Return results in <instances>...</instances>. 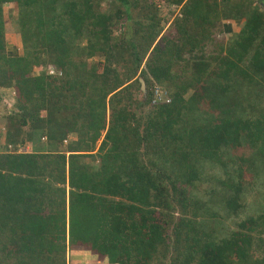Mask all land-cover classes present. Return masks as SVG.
Returning <instances> with one entry per match:
<instances>
[{
  "label": "trees",
  "instance_id": "1",
  "mask_svg": "<svg viewBox=\"0 0 264 264\" xmlns=\"http://www.w3.org/2000/svg\"><path fill=\"white\" fill-rule=\"evenodd\" d=\"M4 90L0 264H264V0H0Z\"/></svg>",
  "mask_w": 264,
  "mask_h": 264
},
{
  "label": "rangeland",
  "instance_id": "2",
  "mask_svg": "<svg viewBox=\"0 0 264 264\" xmlns=\"http://www.w3.org/2000/svg\"><path fill=\"white\" fill-rule=\"evenodd\" d=\"M13 8L12 5H6L4 7L5 16L8 18L9 12ZM168 9V8H167ZM164 12L165 16H168L169 10ZM174 9V8H173ZM12 29V28H11ZM13 33V32H8ZM15 34V38L12 42L8 41L9 48L13 47L14 45L20 48V51L22 53V43H20V39L18 38L17 34ZM11 43V44H10ZM6 91V92H5ZM3 94L0 95V122H5L8 115H10V111L14 109V103H15V96L13 95V91H7L4 90L2 92ZM14 97V98H13ZM6 117V118H5ZM0 130L3 134L6 133V127H0ZM46 139L44 138L42 140L41 144H46ZM5 145V139L2 138L0 141V147L2 148ZM29 147V148H28ZM28 151H31L33 148L31 146H28ZM7 148H5L6 150ZM8 150H14L13 148H10V145L8 146ZM68 260L70 264H108L107 260H104L102 262H99V258L87 250H74L68 253Z\"/></svg>",
  "mask_w": 264,
  "mask_h": 264
},
{
  "label": "built area",
  "instance_id": "3",
  "mask_svg": "<svg viewBox=\"0 0 264 264\" xmlns=\"http://www.w3.org/2000/svg\"><path fill=\"white\" fill-rule=\"evenodd\" d=\"M167 10H169V9H167ZM51 73H54V70L51 71ZM166 94L167 93H166V91L163 88H161L159 86L155 87L153 103L155 104L158 101H161L162 99L166 98ZM66 143H67V141H66ZM10 148H13V146L10 145ZM18 151L19 152L28 151V149L27 148L25 149L24 147H22L21 145H19L18 146Z\"/></svg>",
  "mask_w": 264,
  "mask_h": 264
},
{
  "label": "crops",
  "instance_id": "4",
  "mask_svg": "<svg viewBox=\"0 0 264 264\" xmlns=\"http://www.w3.org/2000/svg\"><path fill=\"white\" fill-rule=\"evenodd\" d=\"M234 24L235 23H232V22H228V25L230 26V28H234ZM229 28V27H228ZM230 28L228 29V30H230ZM14 38H15V34L14 33H9V34H7V40H9V42H12L13 40H14ZM11 44V43H10ZM18 46V45H17ZM17 46H13V47H11V50H18L19 52H21L20 51V48L19 47H17Z\"/></svg>",
  "mask_w": 264,
  "mask_h": 264
},
{
  "label": "water",
  "instance_id": "5",
  "mask_svg": "<svg viewBox=\"0 0 264 264\" xmlns=\"http://www.w3.org/2000/svg\"><path fill=\"white\" fill-rule=\"evenodd\" d=\"M141 82H142V90H143V92H144V94L146 96V94H147L146 83H145V81L143 79H141Z\"/></svg>",
  "mask_w": 264,
  "mask_h": 264
},
{
  "label": "clouds",
  "instance_id": "6",
  "mask_svg": "<svg viewBox=\"0 0 264 264\" xmlns=\"http://www.w3.org/2000/svg\"><path fill=\"white\" fill-rule=\"evenodd\" d=\"M32 151V150H31ZM28 152V151H27ZM108 262V261H107ZM109 264V263H108Z\"/></svg>",
  "mask_w": 264,
  "mask_h": 264
}]
</instances>
